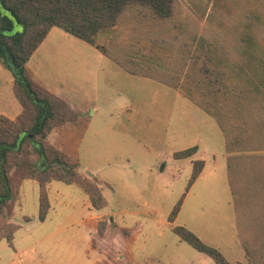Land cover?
Listing matches in <instances>:
<instances>
[{
	"label": "rangeland",
	"instance_id": "obj_1",
	"mask_svg": "<svg viewBox=\"0 0 264 264\" xmlns=\"http://www.w3.org/2000/svg\"><path fill=\"white\" fill-rule=\"evenodd\" d=\"M0 11L4 13L1 6ZM235 14L239 15L238 10L227 0H179L173 24L160 26L191 50L186 55L188 64L195 49L190 44L209 32L220 43L211 48L212 56L234 55L231 49L237 44L225 27L234 25ZM181 22L187 33L179 32ZM103 43L99 38L96 44ZM95 48L53 28L29 61L28 71L81 111L77 142L65 132L51 135L48 141L57 148L64 146L69 155L80 139L73 159L84 177L93 175L101 185L107 206L96 211L76 186L53 182L48 191L52 205L48 221L34 218L26 223L21 215L32 217L38 196L26 182L12 217L20 226L14 249L5 240L0 242V264H96L102 257L88 251V233L79 225L82 219L94 217H110L125 230L138 226L133 264H216L182 242L173 231L176 227L218 250L230 264H248L237 240L239 209L235 211L229 191L224 136L215 120L178 89L129 76L108 59H98ZM12 82L11 73L0 65V115L9 118L21 113ZM193 147L198 150L192 157L173 158ZM204 160L207 164L200 176L190 183L193 165ZM176 207L177 216L169 222ZM57 228L60 232L42 240ZM15 250L22 252L15 255Z\"/></svg>",
	"mask_w": 264,
	"mask_h": 264
},
{
	"label": "trees",
	"instance_id": "obj_2",
	"mask_svg": "<svg viewBox=\"0 0 264 264\" xmlns=\"http://www.w3.org/2000/svg\"><path fill=\"white\" fill-rule=\"evenodd\" d=\"M227 1L239 13L234 25L225 27L227 36L237 44L231 49L234 55L212 56L211 48L220 43L209 32L197 44L195 39L190 44L195 49L187 64L186 55L191 50L160 26L173 24L179 0H0L4 12L0 11V65L11 73L12 92L21 107L15 121L0 116V242L5 240L13 247L14 235L20 229L12 217L23 181L38 185L40 222L50 209L48 185L52 182L77 186L96 211L107 206L95 179L84 177L79 163L61 146L48 141L55 131L76 123L78 112L37 82L26 68L48 32L57 28L96 46L128 75L178 89L215 120L228 154L227 180L234 209H239L238 244L248 264H264V0ZM178 30L187 33L185 23L181 22ZM99 38H103L101 46L96 44ZM197 150L193 147L173 158L188 159ZM203 168V161L195 162L190 183ZM177 212L178 207L169 222ZM83 225L90 232L91 248L106 259L101 264H133L132 245L140 233L138 226L125 230L108 217ZM173 231L214 263L230 264L218 250L185 228Z\"/></svg>",
	"mask_w": 264,
	"mask_h": 264
},
{
	"label": "crops",
	"instance_id": "obj_3",
	"mask_svg": "<svg viewBox=\"0 0 264 264\" xmlns=\"http://www.w3.org/2000/svg\"><path fill=\"white\" fill-rule=\"evenodd\" d=\"M57 29V28H56ZM52 30H53V28L48 32V34L46 35V37H45V39L43 40V42L40 44V46L36 49V51L33 53V55L30 57V59H29V61L30 60H32V58L34 57V55L36 54V52L38 51V49H40L41 48V46H42V44L44 43V41L46 40V38L48 37V35L52 32ZM66 34V33H65ZM68 35V34H67ZM95 51H96V53H98V54H96L97 55V58L99 59V57H104V58H106L105 56H103L96 48H95ZM106 59H108V58H106ZM109 60V59H108ZM29 61L26 63V68H27V70H29V68H28V65H29ZM110 61V60H109ZM113 63V62H112ZM114 65H116L115 63H113ZM117 66V65H116ZM121 71H123L119 66H117ZM30 71V70H29ZM124 72V71H123ZM126 73V72H125ZM127 74V73H126ZM130 76V75H129ZM146 79V78H145ZM12 81H13V78H12ZM11 89H12V86H11ZM13 93V92H12ZM67 101V100H66ZM67 103L73 108V109H75L77 112H78V114H79V120L76 122V123H71V124H67L65 127H63L61 130H57V131H55V132H57L58 133V135L60 136L61 134H60V132H65L68 136H70V137H72V138H74V141L75 142H77V140H76V136H78V138L80 137L79 136V129H81V122H82V118H81V115H82V113H80L81 111L79 110V108H77V106L75 107L73 104H71V103H69L68 101H67ZM77 108V109H76ZM0 116H3V117H6V116H4V115H0ZM7 119H9V120H11V121H15V119L17 118V117H15V118H9V117H6ZM80 124V125H79ZM69 132V133H68ZM221 133V132H220ZM79 144H80V139H79V141H78V143H77V146L76 145H74L75 147H73V148H71V149H69V155L73 158V155H72V153H75V154H77V151H78V147H79ZM224 147H225V145H224ZM61 148H62V150H64V151H67L63 146H61ZM211 155H213L212 153H211ZM75 156V155H74ZM227 156H228V154L226 153V150H225V155H224V157H225V160L227 159ZM204 166H206V161L204 160ZM79 166H80V164H79ZM80 172H81V166H80ZM83 174V173H82ZM91 175V173H88V175ZM226 175H227V170H226ZM91 178H93V179H95L94 177H93V175H91ZM30 180H26V181H23L22 182V184H21V187H20V192H19V194L21 193V192H23V189H24V187H25V185H26V182H29ZM95 181L98 183V181L95 179ZM228 181V180H227ZM30 185L31 186H27V188H29V187H32L33 188V191L36 193V194H38V185H37V183L36 182H34V181H30ZM32 183H34V184H32ZM53 183V182H52ZM52 183H50L49 185H48V191H49V189L51 188V185H52ZM98 185L100 186V188H101V190H102V193H103V189H102V187H101V185L98 183ZM75 186V185H74ZM228 186H229V183H228ZM77 187V186H76ZM78 188V187H77ZM79 189V188H78ZM81 190V189H80ZM82 191V190H81ZM229 191H230V187H229ZM83 192V191H82ZM84 193V192H83ZM231 193V192H230ZM85 194V193H84ZM86 195V194H85ZM87 196V195H86ZM103 196H104V193H103ZM48 198H49V203H50V209H49V212H48V215H47V217H46V219H45V221L44 222H40V223H45V222H47L48 221V219H49V216H50V211L52 210V205H51V200H50V195H49V192H48ZM104 198H105V196H104ZM88 200H89V198H88ZM107 201V200H106ZM19 202V201H18ZM90 203V202H89ZM17 205H18V203H17ZM16 205V206H17ZM91 206V205H90ZM16 208V207H15ZM35 209H34V211H33V214H32V217H29V216H27V215H24V214H22L21 215V219L23 220H25V219H28V221H25L26 223H28V222H30V221H32V219H37L38 218V214H39V203H38V196H36V198H35V207H34ZM73 212L75 213V208H73ZM14 212H15V209H14ZM22 212V211H21ZM14 216H15V213H14ZM102 218H107V217H101V218H98V217H94L93 219L91 218V219H88V220H84V219H82L80 222H79V225H82L84 228H85V230L87 231V233H88V251H90V252H94V253H96V254H98L99 256H101L102 257V260L100 261V262H97L96 264H101V263H103V262H105L106 261V259H105V257L103 256V255H101V254H99V253H97L96 251H94L92 248H91V245H90V238H91V235H90V232H89V230L83 225L84 224V222H86V221H89V220H97V219H102ZM108 218H110V217H108ZM113 221V220H112ZM113 224H115V225H117V223H115L114 221H113ZM71 225L72 224H68L66 227L68 228V227H71ZM118 226V225H117ZM120 227V226H119ZM60 228H57L56 230H53V231H51L50 232V235L49 236H47V237H44L42 240H45V239H47L48 237H52V235H56V233H58V232H60ZM41 240V241H42ZM13 243H14V238H13ZM37 244V243H36ZM13 249H14V246H13ZM22 252V251H21ZM21 252H18L17 250H15V255H17V253L18 254H20ZM87 253V252H86ZM38 258L37 257H34V261H36ZM21 261L23 262V259H21Z\"/></svg>",
	"mask_w": 264,
	"mask_h": 264
}]
</instances>
